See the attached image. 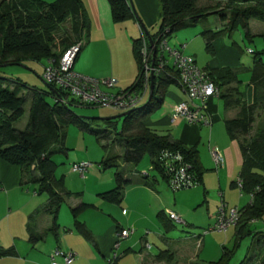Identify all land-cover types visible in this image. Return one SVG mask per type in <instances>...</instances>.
<instances>
[{
  "label": "trees",
  "instance_id": "16d2710c",
  "mask_svg": "<svg viewBox=\"0 0 264 264\" xmlns=\"http://www.w3.org/2000/svg\"><path fill=\"white\" fill-rule=\"evenodd\" d=\"M108 2L113 22L118 23L128 19L138 21L137 13L132 10L127 0H108ZM159 6L160 24L154 33H149L156 48L154 65L157 64L158 44L161 38L167 39L177 30L196 26L199 22L206 21L210 14L217 15L223 22L220 29L204 28L200 31L205 49L210 53L213 51V41L219 36L230 37L241 27L245 30V36L250 39L252 37L249 29L250 19L264 22V0H217L211 7H200L197 5V0H159ZM89 30L90 18L82 0H0V67L24 63L27 60L40 62L42 59L53 58L57 61L66 49L75 44L80 45V52L88 39ZM143 42L150 54L147 64L150 65L152 61V47L141 30L140 36L133 38L131 42L137 74L133 83L125 89L144 88V62L141 54ZM59 48H61L60 53H57L56 49ZM251 53V66L245 70L249 72V82L253 86L252 103L241 99L238 91L240 79L236 68L227 66L204 68L219 88L218 97L223 100L224 107L238 109L233 118L224 121V127L229 138L239 143L243 160L237 177L241 181V193L250 198L249 203L239 208L240 216L234 224L231 246L222 244L219 258L207 264H228L242 238L251 234L246 228L247 225L264 214V117L256 125L255 132L251 134L257 111L264 110L262 59L264 50L260 52L251 50ZM165 72L154 76L150 99H147L143 105L134 107L123 117V126L119 132L116 130V125H113L114 119L102 121L106 124L104 129L91 128V123L99 120H88L74 114L70 110V105H92L82 104L73 97L69 98L60 88L49 84L58 92V96H55L52 91L40 90L23 82H14L10 87L9 84H5L7 79L0 76V159L19 166L25 181L36 184L37 193L47 195L42 211L52 216L51 226L43 233L33 230L30 224L32 214L29 216L27 225L29 241L43 239L46 233L58 235V211L65 198L74 194L66 188L62 176L55 177L57 164L52 159L55 153H66L63 128L68 122L76 124L80 129L90 131L97 140H107L111 133L118 136L115 141L123 147L122 155L113 154L99 162L103 168H115L114 186L97 194L107 203L120 205L124 188L131 181L128 175L118 169L119 157L125 163L136 165L144 155H148L154 171L153 177L159 176L167 183V176L160 160L161 152L178 151L190 163L197 185L201 184L203 168L196 147L185 145L168 134H159L143 122L147 115L160 107L163 95L169 86H180L177 72L172 66L167 65ZM223 87L225 88L222 89ZM46 94L52 96L53 100L47 101ZM28 96L31 98L28 120L24 129H17L13 124L22 116L23 104ZM142 178L143 183H150L148 174ZM232 185L236 186V180ZM91 206L94 207L92 204L81 202L71 208L74 229L89 241L93 239L92 232L83 221L78 219V215ZM156 217L165 234L176 227V222L167 216L166 210L157 211ZM122 229L126 228L116 226L115 234ZM126 230L130 234V230ZM254 235L257 236L258 244L264 243V232H255ZM130 251L132 249H126L124 253ZM15 253L14 247H0V258L14 256ZM172 258L173 252L167 249L160 250L154 256L156 261L170 262ZM117 259L118 255L110 264H114ZM237 264L248 263L244 259ZM260 264H264V258L261 259Z\"/></svg>",
  "mask_w": 264,
  "mask_h": 264
},
{
  "label": "rangeland",
  "instance_id": "374dc122",
  "mask_svg": "<svg viewBox=\"0 0 264 264\" xmlns=\"http://www.w3.org/2000/svg\"><path fill=\"white\" fill-rule=\"evenodd\" d=\"M216 1L217 0H197V5L200 7H211ZM160 20L161 18L153 24L152 28L149 29L150 32H155L158 29ZM249 22L251 34L260 33L264 28V22L260 20L250 19ZM222 26L223 22L220 21L219 17L210 14L207 16L206 21L199 22L196 26L173 32L170 37L167 38V44L172 48L179 49L184 45L182 52L194 55L197 65L200 68H204L212 58H217V56L216 53L213 55L205 49V42L200 35V31L204 28L217 30ZM223 42L238 53L240 63L238 66L231 67H238L236 68L240 79L238 86L239 88H244L249 79V72L245 70L243 66L251 65L252 53L250 50L258 52L264 50V37L260 34H252V37L249 39L245 36V30L239 27L230 37L222 35L215 39L214 48H221ZM60 49L61 48L56 49V51H58L57 53H60ZM84 49L85 48H82L74 62L73 70L75 72L91 77L81 72V68L86 67L87 63H90L91 67L96 66V64H100L97 62L99 60L106 63L108 67H110V63L113 61V68L115 71L122 67L124 56L118 54V48H94L93 58L88 60H83L81 58V53ZM164 56L171 64L172 58L169 54L164 52ZM262 59L264 61V54H262ZM46 64L47 60L42 59L40 62L27 60L21 64L2 66L0 67V76L7 79L5 84H9L10 87L14 82L18 81L26 83L29 86H34L40 90H48L41 79ZM120 72L121 70H118V73ZM172 88L175 87L170 86L167 92ZM45 98L47 101L53 100L52 96L48 94L45 95ZM69 98H71V95H69ZM165 98L170 99L168 93H166ZM147 99L148 90L136 107L143 105ZM215 101L218 104L220 116L223 117L225 115V109L223 108L222 100L217 99ZM30 102L31 98L28 96L23 104L24 111L22 116L13 124L15 128L24 129L28 120ZM166 105L167 101H165L162 107H159L147 115L148 118L151 120L156 119L166 109ZM70 110L74 114L83 117H108L123 112L106 106L85 105H70ZM257 112L260 116L258 119L261 121L264 117V110L259 109ZM216 123L220 124L224 137H227L222 120L219 119ZM113 125H116V130L118 132L121 131L123 117L114 119ZM90 127L101 130L106 128V124L102 121H97L92 122ZM156 129L160 134H167L169 131L172 132L173 130L169 126H160ZM63 130L65 133L64 145L67 150L66 153L53 154L52 159L57 164L54 175L57 178L63 176L65 186L74 194L66 199L61 205L58 213V223L61 226V233H59L58 239L59 243L60 241L63 243L64 240L71 245V243L73 244L74 242L73 237H76L78 238L79 244L77 247H79L82 255H85V257L97 256L99 260H102V264H105V259H101L98 249H96L92 241L85 239L73 227V217L70 207H74L80 202H85L94 205V207H88L78 215V219L86 223L87 227L92 232L94 240H97V234L102 235L111 225L115 226L116 221L130 230L128 238L120 241L123 245L113 249V243L112 250L109 252V256L112 257L113 252L119 253L120 255L127 247L132 249L129 253L121 256L117 264H207L209 261H215L219 258L222 244L228 247L231 246L234 225L229 226L225 231L209 230L215 223L217 209L221 204V194L218 189H211L205 196L199 185L173 191L164 180L156 176L157 181L155 185L157 187V192H159L157 193L159 198L166 202V207L176 211L184 221V223H175L176 227L165 234L156 217L157 211L161 208H159V198L154 194L139 193L137 191L130 192L127 198L131 203L134 202L135 208H128L123 205L124 199L121 201L120 205L111 204L103 201L95 194V190L100 181L107 182L109 178H112L114 181L115 168H103L99 162L103 158L110 157L113 154L122 155L124 149L115 141L118 136L111 133L107 140H97L96 136L90 133V131L80 129L76 124L71 122H68ZM203 131L205 132L206 130L203 129ZM206 140L207 136L205 133L201 146L202 148L205 146L207 149ZM78 161L91 163V166L83 176L71 170L72 163ZM117 165L118 169L125 174H128L134 169L142 173H154L148 155H144L141 161L136 165L127 164L119 157L117 159ZM129 177L134 178L135 176L129 175ZM213 179L214 178H212V181L210 180V184L215 183V179ZM29 185L35 188L37 187V185L32 182H30ZM111 185L110 188L114 186V182ZM110 188H108L107 185L104 186L106 190ZM234 190L237 194L239 193L237 187H235ZM38 195L46 200L45 193H40ZM11 198L12 202L16 203L18 201V197L16 196L11 195ZM245 198L247 197L243 194L242 199ZM22 201L23 197L19 195V203ZM2 207L3 203L0 202V209ZM246 228L251 231V234L242 238L228 264H237L244 259H246V263L248 264H260L261 259L264 258V243L258 244L256 241L257 236L254 235L255 232H264V214L260 218L250 222ZM115 235L116 234H114V237ZM46 240L47 242L50 241L55 248L56 241L53 235L48 233L44 241ZM125 243L129 244L124 245ZM63 245L64 243L61 244V246ZM165 249L173 252L172 260L170 262L156 261L154 259L155 254ZM121 259H123L122 262H120ZM55 261L59 264L57 257ZM71 264H83V262H73ZM93 264H95V262H93Z\"/></svg>",
  "mask_w": 264,
  "mask_h": 264
},
{
  "label": "crops",
  "instance_id": "0c3cea01",
  "mask_svg": "<svg viewBox=\"0 0 264 264\" xmlns=\"http://www.w3.org/2000/svg\"><path fill=\"white\" fill-rule=\"evenodd\" d=\"M82 2L84 3L89 14L90 30L88 33V39L82 47L85 49L81 53V58L83 60L92 59L94 48H118V54L123 55L124 59L122 67L118 69L121 70L120 73H118V70H114L113 61L110 63V67H108L106 66V63L101 60L97 61L100 64H96V66L92 67L90 66V63H87L86 67L81 68V72L96 78H114L116 80V85L109 90L111 92H117L120 89L129 87L133 83L137 74V64L132 54L131 42L133 38L139 37L141 34V28L138 22L135 19H128L118 23L113 22L108 0H82ZM131 2L133 8L135 9V12L137 13L140 20L144 23L148 32L151 34L154 33L150 32L149 29L152 28L153 24L160 19L159 0H131ZM252 34H260L264 37V28L260 31V33ZM212 46L213 51L211 54L214 55L216 53L217 58H212L204 68L238 66L240 60L236 50L231 48L229 45L224 44V42L221 44V48H214L215 40L213 41ZM192 56L195 59V56ZM249 66L243 67L244 69H246ZM245 85L246 87L244 86V88H239L238 86V91L240 93L241 99L247 103H252L254 99L253 86L249 82V79L247 80V83ZM171 86L175 88L170 89L168 92L166 90L163 95L162 104L160 105V107H162L165 101H167L166 109L160 116H158L154 120H151L150 118H148V116H146L143 119L144 124L155 132H157V127L169 126L173 130L172 132L169 131L167 133L168 135H170L174 139H178L185 145L196 147L199 155V161L203 168L202 182L199 186L202 188L204 196L211 189L216 188L220 191L221 202L223 201L227 206H236L238 208L243 207L244 205L249 203L250 198L246 195L247 198L242 199L243 194L238 189V195L234 190L236 186L232 185V182L237 178L243 160L239 143L237 140L229 138L226 131L225 133L227 137H224L223 130L220 124L216 123V121H219L220 119L222 120L224 126V121L226 119L233 118L236 115L238 109L235 107H224L223 100L216 96L211 97L208 100L207 114L210 120L209 124L204 125L188 123L181 117L171 120L170 115L174 105L178 101L186 98V95L180 86ZM224 88L225 87H223L222 89ZM166 93H168L170 99L165 98ZM217 99L222 100L223 108L225 109V115L223 117L220 116V113L218 111V104L215 101ZM259 117L260 116L257 114L256 120L253 123L251 134L255 132L256 125L260 122L258 119ZM203 129H205L206 131L204 132ZM205 133L207 136V149L205 148V146H203V148L201 146V142L204 140ZM213 147L217 148L223 155L224 163L220 168H216L212 160L210 149ZM132 171L128 174L126 173V175L128 176L134 175L135 177L131 178L130 183L124 188L123 205L128 208H135L134 202L131 203L127 198L128 194L132 191H137L139 193L145 194H154L159 198V195L157 194L159 192H157V187L155 185L157 178L153 177L154 173H142L137 171V169H134ZM145 174H148V178L150 181L149 184L143 183L144 180L142 176H144ZM212 178L215 179V183L210 184V180L212 181ZM113 182L114 181L112 178H109L107 182L100 181V183H98L99 185L97 189L95 190V194L97 195L98 193L105 191L106 189H104V186L106 185L108 186V188H110ZM29 184L30 182H26L22 177L21 168L19 166L9 164L0 159V202L3 203V209H0V247H14L16 252L14 256L1 257L0 264H52L51 255L55 248H58L64 252H72L74 257L67 264H71L73 262L78 263L80 261L83 262V264H93V262H95V264H102V260H99L97 256L85 257V255H82L80 253L79 247H77L79 245L77 240L78 238L76 237H73V244L71 243L70 245V243H67L63 240L64 245L61 246V244L63 243H61V241L60 243L58 242L59 233H61V226L58 223V215L57 223L59 225V233L57 236L49 233L53 235L56 241L55 248L50 241H44L48 233L44 235L43 239H39L34 242L29 241V232L27 229V225L29 223L28 218L31 214L32 218L30 219V224L33 230H35V232L37 233L45 232L52 224V216L49 213L42 211V207L47 200V195L45 194L46 200H44V198H41L38 195L40 193H37L36 188L30 186ZM11 195L18 197V201L16 203L12 202ZM19 195H22L23 197V201L21 203H19ZM68 198L69 197H66L64 202ZM165 203L166 202L164 200H161L159 198V208H161L160 210H171L170 208L165 206ZM71 208L73 207H70V209ZM173 212L177 213L176 211ZM116 226L128 229L126 226H123L118 221H116V225H111L107 229V231L103 232L102 235L97 234V240L92 239V243L94 244L96 249H98V253L100 254L101 259H105V264H110L113 262H109V259L111 258L109 256V252L110 250H112V246L115 241L114 234L116 231ZM126 244L129 243H125L124 245ZM121 245H123V243H120L119 247ZM126 249L131 248L127 247ZM124 251L120 255L119 253H116L118 255V259L114 264H117L120 257L125 255ZM56 257L59 260V264H66L61 256ZM56 257L53 260L55 263ZM122 261L123 259H121L120 262Z\"/></svg>",
  "mask_w": 264,
  "mask_h": 264
},
{
  "label": "built area",
  "instance_id": "2783aa9c",
  "mask_svg": "<svg viewBox=\"0 0 264 264\" xmlns=\"http://www.w3.org/2000/svg\"><path fill=\"white\" fill-rule=\"evenodd\" d=\"M79 46V44H75L66 49L57 61L53 58L48 59L47 64L44 66L43 79L48 84L66 92L68 96L71 95L82 104L106 106L120 111L136 107L147 92L149 85L150 65L147 64V61L150 54L145 43L143 42L141 49L144 62V88L120 89L117 92L109 91L116 85L114 78L97 79L73 70L74 61L80 49ZM183 48L184 45L180 49L172 48L167 44L166 38H161L158 44L157 64L154 65L153 72L157 76L162 72L166 73L165 67L167 65L172 66L177 72L180 87L186 95L185 99L174 105L170 115L171 120L181 117L188 123L207 125L210 122L207 114L208 100L211 97L219 96L220 90L211 80L207 71L196 64L194 57L182 52ZM164 52H167L172 58L171 64L165 58ZM61 101H63V98ZM210 153L215 167H221L224 163L222 153L215 147L210 149ZM160 160H162L164 172L167 176V184L173 191L197 185L191 165L181 153L178 151H162ZM90 166V162L78 161L72 163L71 170L83 176ZM236 187L241 192V181L238 177L236 178ZM166 214L174 222L184 223L177 213L166 210ZM239 216L240 210L238 207L227 206L222 201L217 209L215 223L209 230L225 231L229 226L237 223ZM128 234L129 231L126 229L116 233L115 248L118 246L119 240L127 237ZM56 256H61L66 264L74 257L72 252H64L55 248L51 255L52 264H56L53 261ZM116 256L117 254L114 252L109 262Z\"/></svg>",
  "mask_w": 264,
  "mask_h": 264
},
{
  "label": "water",
  "instance_id": "95a60500",
  "mask_svg": "<svg viewBox=\"0 0 264 264\" xmlns=\"http://www.w3.org/2000/svg\"><path fill=\"white\" fill-rule=\"evenodd\" d=\"M128 4L130 5V7L132 8L133 11H135V9L133 8V5H132V2L131 0H128ZM138 17V15H137ZM138 24L142 30V32L145 34V36L147 37L151 47H152V61L150 63V74H149V85H148V91H149V95H148V99H150L151 97V94H152V90H153V80H154V72H153V67H154V55L156 53V48H155V45L154 43L152 42L151 40V37L149 35V32L148 30L146 29L144 23L140 20V18L138 17ZM21 64V63H20ZM44 85L47 87V89L49 91H52L55 96H58V92H56V90L50 86L44 79L43 77H41ZM60 100H62V97H60ZM132 111V109H129V110H125L123 112H120L118 114H115V115H112V116H108V117H83L81 116L82 118H85V119H88V120H99V121H105V120H112V119H116V118H122L126 115H128L130 112Z\"/></svg>",
  "mask_w": 264,
  "mask_h": 264
}]
</instances>
